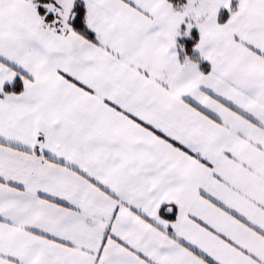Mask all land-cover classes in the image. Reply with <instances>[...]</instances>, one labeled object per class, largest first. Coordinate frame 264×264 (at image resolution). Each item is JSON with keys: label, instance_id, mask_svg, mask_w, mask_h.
Returning a JSON list of instances; mask_svg holds the SVG:
<instances>
[{"label": "snow or ice", "instance_id": "6c2138e0", "mask_svg": "<svg viewBox=\"0 0 264 264\" xmlns=\"http://www.w3.org/2000/svg\"><path fill=\"white\" fill-rule=\"evenodd\" d=\"M0 264H264V0H0Z\"/></svg>", "mask_w": 264, "mask_h": 264}]
</instances>
